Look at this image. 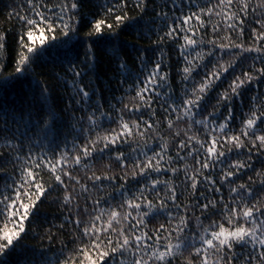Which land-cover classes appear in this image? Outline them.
<instances>
[{
    "label": "snow or ice",
    "instance_id": "snow-or-ice-1",
    "mask_svg": "<svg viewBox=\"0 0 264 264\" xmlns=\"http://www.w3.org/2000/svg\"><path fill=\"white\" fill-rule=\"evenodd\" d=\"M94 7L21 0L7 14L19 28L8 77L36 75L37 60L55 51L66 62L57 78L70 91L74 123L71 141L65 137L49 155L45 148L60 144L47 80L37 81L27 110L0 107V161L12 165L10 173L0 167V264L18 251L16 264H37V255L51 264L44 251H24L29 225L49 245L59 242L55 264H264V0H188L187 11L177 0ZM125 28L154 45L137 48L135 71L118 40ZM10 31L0 29V52ZM105 34L118 85L134 92L107 108L95 83L96 39ZM77 45L83 50L74 55ZM248 56L251 63L236 72ZM105 119L115 126L101 130ZM164 123L174 129L167 139ZM41 135L47 144L33 139ZM45 203L59 215L42 222Z\"/></svg>",
    "mask_w": 264,
    "mask_h": 264
},
{
    "label": "trees",
    "instance_id": "trees-1",
    "mask_svg": "<svg viewBox=\"0 0 264 264\" xmlns=\"http://www.w3.org/2000/svg\"><path fill=\"white\" fill-rule=\"evenodd\" d=\"M97 2L102 3L103 0H86V9L87 11H95V4ZM160 2V0H157ZM183 3L184 8L182 11H187L188 8V0H177V3ZM196 2L200 6H204L205 4H215L217 0H196ZM255 2V0H253ZM21 4V0H0V29L3 30H11L9 32V47L0 52V64L3 65V68H0V107L7 108L9 110H20L25 109L27 110L30 107L32 102V89L37 87V81L47 80L48 85L52 88V96L56 100V110H57V123L55 125V131L58 134L56 143L60 144V148H56L55 144L51 145L50 147L45 148V151L52 154L53 151H60L63 148V143L65 137L70 142L72 139L71 135H68V132L72 130V125L74 120L71 119L72 110L67 109L66 105L69 103L70 100V91L65 87L63 81L58 79L57 77H63L62 67L66 66L65 64L62 66L61 59L58 57L57 53L53 51L50 55L45 54L40 57L39 60L36 62V75L31 73L28 74H17L19 79H13L8 77V73L14 72L15 69V60L18 56V49H16L15 44L13 41V36L16 32L19 31L18 25L15 19L9 20L8 13L12 11V9ZM249 25H246V29ZM86 30V29H85ZM211 29L208 30V35L205 36V39L211 38ZM223 35V33H221ZM151 39H155L152 37ZM119 42L123 45L125 51L127 52L129 58V66L132 67L133 71L136 70L135 62L137 58V48L143 50L147 47H154L151 45V40L149 38L137 39L136 32L130 29H123L120 32L118 37ZM245 43H251V39L248 38V34L246 31V39ZM96 57H97V72L95 73V83L99 87L100 92L102 94V102L105 103V107L107 108L108 104L116 103V100L113 97H121L124 95L125 102H128V97L134 95L133 93H126L125 89L127 88V83L123 86L118 85V81L121 77L117 74V69L113 63L110 61V40L107 34L103 38H97L96 44ZM82 46L77 45L74 50L73 54H81L82 53ZM169 55L172 59V75L173 79H176V66H177V53L175 51V47L172 46L169 49ZM229 57L225 56L227 60ZM251 63V56L246 57L245 59L241 60L240 63L237 65L235 71L239 72L242 68H245L248 64ZM259 66V65H257ZM43 73V75H41ZM232 78L231 74L225 77V80L221 83V87L225 86L226 83ZM199 79V77H197ZM5 80L9 82L7 84L4 83ZM132 81H128L131 83ZM177 92L180 91L179 86H177ZM245 95V103H247V96ZM94 100L97 97H93ZM51 103V100L49 101ZM119 107L120 105L117 104ZM242 107L239 111H243ZM239 111L237 115H239ZM162 118V117H161ZM174 118V117H173ZM199 118V117H198ZM45 119H48L45 116ZM238 123V121H237ZM114 124H110L107 119H105L102 123L101 130L104 128L114 127ZM186 125L184 122L177 123V128H184ZM23 131V129H21ZM174 129H168L166 123L162 124L160 129V135L164 136L166 139L172 134ZM51 136V134H50ZM34 140H39L40 144H47V141L43 139L41 135L39 138L33 137ZM2 143V142H0ZM68 147H71V143L68 144ZM39 147L35 149V151H39ZM191 163V161H189ZM0 167L4 168L9 173L11 172L12 165L11 163L0 161ZM161 178H165L163 174H161ZM3 177H0V181H2ZM179 183V180H177ZM119 201V196L115 197V200L110 201L111 203H116ZM106 206V205H105ZM59 215L57 210V206L54 204L45 203L41 206V221H49L52 219L53 216ZM158 222L162 221H152V225L158 224ZM47 223L43 224V227H47ZM11 227V225H9ZM29 230L27 234L24 236V239L21 241V244L25 245V252L31 254V251H44L45 256L43 259H46L51 262V264H55V261L59 257L58 249L60 248V244L58 241L53 242L52 245L48 244L46 239L42 240L40 235H36V233L32 230L33 225H29ZM42 228L37 229V231L42 232ZM71 231L70 226L68 230V237L70 239ZM71 246V245H70ZM51 249L48 251V249ZM23 256L22 252H17L13 254L9 259L11 264H16L18 259H21ZM41 257L37 255L35 260L37 264H40Z\"/></svg>",
    "mask_w": 264,
    "mask_h": 264
}]
</instances>
